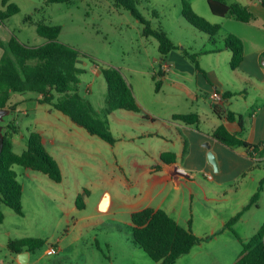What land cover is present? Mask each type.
<instances>
[{"label": "rangeland", "instance_id": "obj_1", "mask_svg": "<svg viewBox=\"0 0 264 264\" xmlns=\"http://www.w3.org/2000/svg\"><path fill=\"white\" fill-rule=\"evenodd\" d=\"M188 1L209 21L211 19L208 17L214 16L208 0ZM16 2L22 10L6 21V33L17 36L23 43L39 46L46 39L38 33L37 23L61 25L60 41L82 54L77 63L83 70L78 75L79 91L97 111L102 113L106 106L108 81L103 74L104 68H117L136 91L145 88L153 97L160 81L158 71L161 58L165 56L160 52L159 40L145 33L146 24L129 8L117 0ZM135 5L151 28L165 30L178 49L186 47L192 53L212 46L209 34L184 17L183 0H136ZM28 16H32V21L27 20ZM221 34L222 31L217 35L219 44L224 40ZM0 37L7 41L5 36ZM221 57L220 73L223 75L230 70V66L228 62L224 63V53ZM36 97L34 92L27 95L13 93L12 99L15 101L26 99L16 112L5 117L3 123L14 119L21 127L20 136L15 135L19 138L14 146L17 153L27 147L31 131L42 134L46 148L57 157L63 168V179L57 182L41 171L17 164L14 166L24 185L23 213L0 202V211L4 214L0 222V260L10 258L8 242L11 239L29 236L46 241L32 252L33 264H158L135 241L132 215L127 205L130 200L125 199V194L137 190L136 186L127 184L131 185L138 179L140 174L136 172L140 166L128 157L126 162L116 160V157L128 155L133 150L140 153L142 143L124 140L114 147L97 135L89 134L87 138L79 135L76 128L84 129L60 110L47 103H37L33 107L32 99ZM152 105L156 108L160 106L155 102ZM165 107L169 105L165 104ZM118 117L122 120L115 115L109 117L116 135L126 121L124 116ZM251 184L248 180L245 188ZM106 186L112 189L115 201L112 209L102 211L105 206L102 204L100 209L98 202ZM79 195L85 201L84 206L77 204ZM252 210L263 223L264 183L261 197ZM214 244L219 246L221 242ZM51 245L62 249L57 254L49 255L47 249ZM207 257L210 263L217 259L213 254ZM183 260L175 264H189Z\"/></svg>", "mask_w": 264, "mask_h": 264}, {"label": "crops", "instance_id": "obj_2", "mask_svg": "<svg viewBox=\"0 0 264 264\" xmlns=\"http://www.w3.org/2000/svg\"><path fill=\"white\" fill-rule=\"evenodd\" d=\"M229 2L248 6L256 18L244 22L234 16L213 13V18H208L221 25L219 34L222 31L224 38L221 44L217 36L214 41L209 36L212 46L203 51L190 53L186 47L174 49L161 58L159 89L153 92V97L145 88L138 92L132 85L140 110L119 108L108 115L109 123L113 115L120 120L118 116H124L126 120L117 135L111 128L117 139L116 144H112L114 147L124 140L140 141L143 145L140 153L133 150L116 157L118 162H126L128 157L140 166L136 172L140 174L138 179L127 184L137 189L125 194V199L130 200L127 204L130 214L146 207L161 208L180 224L191 227L203 240L177 260L184 259V263L189 264H232L242 250L239 237L249 240L264 225L256 212H252L253 205L243 212L232 229L227 227L228 221L245 208L261 182L264 183V157L252 156L246 147L227 145L214 136L215 129L223 124L251 144L264 142V0ZM6 21L0 22V35L9 40L13 35L6 33ZM230 34L241 38L244 44V58L236 69L230 64L232 51L226 47ZM186 52L198 54V65ZM2 53L0 48V57ZM222 53L224 63L230 66L223 75L220 73ZM206 55H209L207 61ZM216 90L222 94L221 99L213 98ZM153 102L158 103L159 108L154 107ZM37 103H40L37 97L32 99L33 107ZM190 113H197L199 122L187 123L175 118L176 114ZM230 113L236 118L229 119ZM73 122L84 129L76 128L79 135L87 138L91 134ZM18 139L13 136L14 146ZM210 150L216 154L218 170L209 161ZM165 152L176 153V160L164 161ZM60 167L63 172L61 164ZM248 180L252 184L245 188ZM114 201L112 189L106 186L98 202L99 208L103 204L105 209L101 210L109 211ZM216 242L221 244L216 246ZM57 248L58 252L62 249ZM210 253L217 258L213 263L207 259ZM0 264H33L32 252L29 259L22 262L19 253L11 251L10 258L1 259Z\"/></svg>", "mask_w": 264, "mask_h": 264}, {"label": "trees", "instance_id": "obj_3", "mask_svg": "<svg viewBox=\"0 0 264 264\" xmlns=\"http://www.w3.org/2000/svg\"><path fill=\"white\" fill-rule=\"evenodd\" d=\"M72 1L47 0L49 3ZM117 1L129 8L136 17L146 24L145 33L154 35L159 40V49L162 55L166 56L178 48L165 30L151 28L137 9L136 0ZM2 2L0 22L6 21L21 10L16 2L11 0ZM208 2L216 15L234 16L244 22H251L256 18V14L248 6L239 2L230 3L228 0H208ZM183 15L189 23L208 33L211 40H215L221 25L212 23L200 15L188 0H183ZM32 19L31 16L27 17L28 21H32ZM37 30L46 39L39 46L23 43L15 35L7 41H3L0 37V48L3 49L0 57V108H10L11 113H14L26 98L15 101L12 99V94L27 95L29 92H34L40 103L52 105L86 128L91 134L114 144L117 139L111 130L108 115L119 108L131 111L140 110L132 86L128 84L117 68H104L103 74L108 81V93L106 106L100 113L92 102L79 91L78 75L83 70L77 66V63L82 54L69 44L60 41L62 26L39 22ZM226 47L232 51L231 67L238 68L244 58L242 39L230 34L226 38ZM186 53L198 65V54ZM158 89L159 82L157 83ZM228 117L231 120L236 118L234 113H230ZM175 118L187 123H197L200 120L197 113L176 114ZM2 124L4 125L5 143L0 155V202L12 207L18 213H23L24 186L20 182L14 166L17 164L41 171L57 182L62 181L63 173L57 159L46 148L42 134L31 131L27 138V147L21 153H17L14 150L13 136L21 133L20 125L14 119L6 124L2 122ZM214 136L227 145L246 147L252 156L264 157V142L251 144L241 138L238 133L229 131L223 124L215 129ZM162 159L166 162H173L176 160V153L165 152ZM262 190L263 182L245 208L228 221V228L232 229L243 212L257 204ZM85 193H88V190H85ZM77 204L85 205L81 195L78 196ZM3 219L4 214L0 211V222ZM132 223L135 241L158 264H175L181 256L189 253L203 240L193 232L191 227L180 224L161 208L146 207L133 212ZM239 239L242 243V250L232 264H264V225L250 240L246 241L241 237ZM45 242V239L28 236L11 239L8 242V247L14 253L27 250L33 252L43 246Z\"/></svg>", "mask_w": 264, "mask_h": 264}, {"label": "water", "instance_id": "obj_4", "mask_svg": "<svg viewBox=\"0 0 264 264\" xmlns=\"http://www.w3.org/2000/svg\"><path fill=\"white\" fill-rule=\"evenodd\" d=\"M11 113L10 108H0V155L3 152L4 143H5V135L3 132L4 125L2 122L5 120V117ZM210 163L218 170V160L216 154L213 151H209L208 153ZM20 259L22 262H26L30 257V251H23L19 253Z\"/></svg>", "mask_w": 264, "mask_h": 264}, {"label": "built area", "instance_id": "obj_5", "mask_svg": "<svg viewBox=\"0 0 264 264\" xmlns=\"http://www.w3.org/2000/svg\"><path fill=\"white\" fill-rule=\"evenodd\" d=\"M213 98L218 100V99H221L222 98V94L220 93V91L216 90L213 92L212 94ZM58 252V248L56 245H51L49 246V248L47 249V254L49 255H54V254H57Z\"/></svg>", "mask_w": 264, "mask_h": 264}]
</instances>
